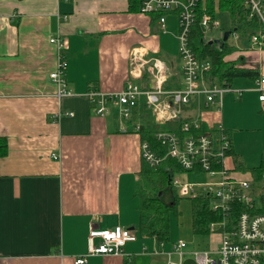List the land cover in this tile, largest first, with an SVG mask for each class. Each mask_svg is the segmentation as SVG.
Listing matches in <instances>:
<instances>
[{"label":"crops","instance_id":"obj_1","mask_svg":"<svg viewBox=\"0 0 264 264\" xmlns=\"http://www.w3.org/2000/svg\"><path fill=\"white\" fill-rule=\"evenodd\" d=\"M139 6L140 0H0V136L7 143V154L0 159V264H76L75 259L97 243L88 240L91 227L117 226L136 233V240L124 246L126 255H91L84 264H126L128 258L130 264L165 260L154 254L159 249L154 239L137 233L134 190L142 161L140 133L133 125L155 123L146 99L140 97L123 130L115 108L98 117L86 96L90 90L122 89L129 78L132 52L165 65L164 90L182 86L176 17H166L162 32L153 15L139 13ZM214 30L205 41L221 40L224 32ZM56 35L63 41L65 82L71 92L60 99L49 78L56 57L48 39ZM228 45L234 51L223 58L225 62L264 77V50L251 49L249 39L245 46ZM131 81L145 90L154 86L147 71ZM232 83L238 84L236 91L229 87L220 111L197 97L184 114L204 128L220 122L237 151L231 129L248 112L264 113V101L258 99L256 80L243 77ZM237 106L245 115L232 119L230 109ZM226 162L243 176L249 172L238 171L231 157ZM174 173L190 183H194L191 176L204 175ZM208 236L214 243L210 249L215 248L219 234L208 231ZM173 242L169 240L160 250H169ZM190 251L186 250L185 264H193Z\"/></svg>","mask_w":264,"mask_h":264},{"label":"built area","instance_id":"obj_2","mask_svg":"<svg viewBox=\"0 0 264 264\" xmlns=\"http://www.w3.org/2000/svg\"><path fill=\"white\" fill-rule=\"evenodd\" d=\"M200 4L201 0H140L139 13L157 15L156 23L162 32L165 31L166 17H176L178 30L175 37L182 74V86L179 89H163L166 73L163 63L143 60L138 52H132L129 57V78L122 89L115 92L90 90L86 96L92 112L98 117L107 116L110 108H115L118 120L124 125L123 130L127 129L133 110L142 96L156 124L180 121L179 130L183 136L176 132L159 131L154 134V138L167 146L165 156L177 162L183 172L198 171L211 180L190 183L170 172L169 183L181 198L205 197L209 209L218 216L208 226L210 233L215 228L219 230L216 247L191 250L188 254L193 264H264V172L256 179L250 172L243 176L234 168L226 167L225 162L230 159L227 152L231 142L222 124L216 122V125L205 127V131L200 132L201 122L184 114V108L197 97L204 98L205 106H214L216 111H220L222 97L229 91V87H221L216 80H208L206 74L211 67L210 61L199 59L189 45ZM243 4L248 19L256 18L261 25L260 30L250 36L249 47L264 50V0H243ZM199 25L203 29L204 39L207 32L218 27L217 21L205 8L201 9ZM48 41L54 46L56 57L55 69L49 74L57 86L56 97L70 96L65 82L67 61L62 51L63 41L59 35L50 37ZM144 70L154 79L152 89H141L131 81L141 77ZM256 90L258 99L264 101V77L256 80ZM65 114L72 116L71 112ZM133 128L139 132L140 124H134ZM52 157L55 158L54 155ZM140 157L151 167L157 166L163 159L153 152L147 141L140 142ZM88 240H97V243L86 254L75 259L76 264H84L91 255L124 257V246L136 240V233L120 226L104 230L91 227ZM161 247L154 254L163 256L165 260L154 264H185V241L179 239L173 242L167 251H161ZM127 264H130V258Z\"/></svg>","mask_w":264,"mask_h":264},{"label":"trees","instance_id":"obj_3","mask_svg":"<svg viewBox=\"0 0 264 264\" xmlns=\"http://www.w3.org/2000/svg\"><path fill=\"white\" fill-rule=\"evenodd\" d=\"M202 8H205L212 18H214L213 0H207L205 4L201 0L197 21L191 29L189 45L199 59H208L210 61L211 67L206 74L208 80H216L221 87H230L236 78L248 77L252 80H257L259 77L257 71L237 68L235 63L223 60L226 55L234 51V47H230L226 42L227 40L221 47L215 43L209 44V42L205 41L203 29L199 25ZM217 8L226 11L230 17L232 25L230 35L236 33L239 34L241 39L248 40L252 34L261 28L256 18L248 19V12L244 7L243 0H217ZM153 20H157V15H153ZM144 107H142V110H145ZM179 127L180 121H169L162 125L150 121L140 124V140L147 141L153 152L160 158H163L155 167L149 166L141 159L140 182L134 190V195L138 197V236L154 239L157 247L169 243L170 215L177 216L179 214V202L182 199L188 198L179 197L169 183L168 174L170 172H179L181 169L177 162L165 156L167 146L157 141L154 138V134L159 131H168L176 132L178 135L183 136L184 134L180 132ZM204 131L205 128L202 126L200 132ZM6 154V139L0 136V159ZM227 154L231 157L238 171H249L256 179L264 172V157L260 158L257 167L248 169L243 164L241 157L234 152L232 145H230ZM190 212L193 235L206 237L208 235V226L212 221L217 220V214L209 209L208 200L200 196L190 199Z\"/></svg>","mask_w":264,"mask_h":264},{"label":"rangeland","instance_id":"obj_4","mask_svg":"<svg viewBox=\"0 0 264 264\" xmlns=\"http://www.w3.org/2000/svg\"><path fill=\"white\" fill-rule=\"evenodd\" d=\"M202 1L205 4L207 0ZM213 11L214 20L218 23V29L223 32L230 31L232 28L230 17L226 11H222L217 8V0H213ZM212 33H215V30L212 32H207V37L205 39H208V36L212 35ZM232 34L229 35L226 41L227 44L235 42V46H245V39H241L239 34H237L238 38H233ZM206 60L208 61V59ZM237 85V83H232L230 90L236 91L235 88H237ZM228 95H233L235 101L238 99L237 97L235 98V96H237L235 93H230ZM232 109H230V115L232 119L234 118V115L236 118H238L239 115H245V113L242 112L243 108L240 106L235 107L233 110ZM225 114H228L226 109ZM247 114H249L248 117L245 118L242 123L236 121L237 124H235L234 129L231 130L232 142L234 148L238 151L237 152L234 150V152L241 157L243 164L249 169L257 167L259 165L260 158L264 157V113H260V111L256 109L254 113L248 112ZM215 123L216 122H214L212 125ZM225 165L228 168L231 167L230 162H225ZM215 179L216 178L213 180ZM210 180L211 178H208L204 175L191 176V181L194 183ZM178 211L179 214L177 216L171 214L169 218L170 240H175L176 242L177 240L181 239L185 241L188 245L185 250H209L210 246L214 244L212 238L208 235L206 237L196 236L193 235L191 231L190 200L182 199L178 204ZM211 234H219V230L215 228L213 231H211ZM187 241H189V243ZM173 259L175 260V257H173Z\"/></svg>","mask_w":264,"mask_h":264},{"label":"water","instance_id":"obj_5","mask_svg":"<svg viewBox=\"0 0 264 264\" xmlns=\"http://www.w3.org/2000/svg\"><path fill=\"white\" fill-rule=\"evenodd\" d=\"M230 34V31H225L222 35L221 40H213V41H209V44L215 43L218 44L220 47L222 46V44L227 40L228 36Z\"/></svg>","mask_w":264,"mask_h":264}]
</instances>
